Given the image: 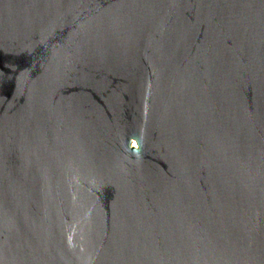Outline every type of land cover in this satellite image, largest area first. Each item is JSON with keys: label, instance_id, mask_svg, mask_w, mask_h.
Instances as JSON below:
<instances>
[{"label": "water", "instance_id": "obj_1", "mask_svg": "<svg viewBox=\"0 0 264 264\" xmlns=\"http://www.w3.org/2000/svg\"><path fill=\"white\" fill-rule=\"evenodd\" d=\"M0 264H264V0H0Z\"/></svg>", "mask_w": 264, "mask_h": 264}]
</instances>
